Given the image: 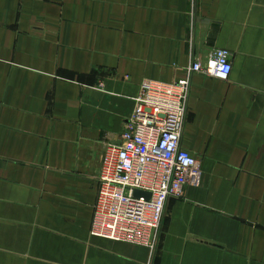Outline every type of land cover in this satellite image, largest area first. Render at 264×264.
<instances>
[{
    "label": "crops",
    "instance_id": "obj_1",
    "mask_svg": "<svg viewBox=\"0 0 264 264\" xmlns=\"http://www.w3.org/2000/svg\"><path fill=\"white\" fill-rule=\"evenodd\" d=\"M193 73L181 146L201 181L157 247L92 234L106 144L144 80ZM0 264H264V0H0Z\"/></svg>",
    "mask_w": 264,
    "mask_h": 264
},
{
    "label": "built area",
    "instance_id": "obj_2",
    "mask_svg": "<svg viewBox=\"0 0 264 264\" xmlns=\"http://www.w3.org/2000/svg\"><path fill=\"white\" fill-rule=\"evenodd\" d=\"M226 49L194 57L188 75L171 83L144 80L118 142L105 145L97 180L92 234L157 247L170 198L201 181L198 160L181 146L193 73L225 80L232 65ZM149 193V198L134 192Z\"/></svg>",
    "mask_w": 264,
    "mask_h": 264
},
{
    "label": "water",
    "instance_id": "obj_3",
    "mask_svg": "<svg viewBox=\"0 0 264 264\" xmlns=\"http://www.w3.org/2000/svg\"><path fill=\"white\" fill-rule=\"evenodd\" d=\"M134 195H135L136 197L144 196L145 198H149V193H147V192H142V191H138V190H136V191L134 192Z\"/></svg>",
    "mask_w": 264,
    "mask_h": 264
}]
</instances>
